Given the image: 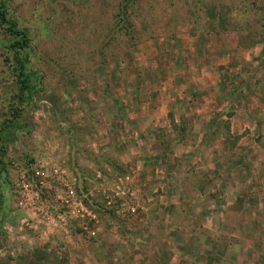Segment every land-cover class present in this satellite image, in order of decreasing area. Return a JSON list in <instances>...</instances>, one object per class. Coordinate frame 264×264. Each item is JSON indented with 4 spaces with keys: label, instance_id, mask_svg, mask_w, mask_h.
I'll list each match as a JSON object with an SVG mask.
<instances>
[{
    "label": "rangeland",
    "instance_id": "1",
    "mask_svg": "<svg viewBox=\"0 0 264 264\" xmlns=\"http://www.w3.org/2000/svg\"><path fill=\"white\" fill-rule=\"evenodd\" d=\"M0 264H264V0H4Z\"/></svg>",
    "mask_w": 264,
    "mask_h": 264
},
{
    "label": "trees",
    "instance_id": "2",
    "mask_svg": "<svg viewBox=\"0 0 264 264\" xmlns=\"http://www.w3.org/2000/svg\"><path fill=\"white\" fill-rule=\"evenodd\" d=\"M0 24L12 37L8 41L7 49L12 53V70L19 90L18 102L23 103L37 90V84L36 80L34 81V74L28 68V38L24 31L17 28L16 23L7 16L4 0H0Z\"/></svg>",
    "mask_w": 264,
    "mask_h": 264
}]
</instances>
